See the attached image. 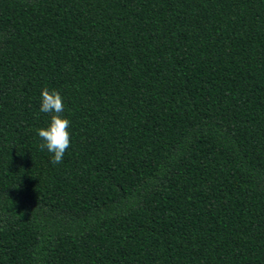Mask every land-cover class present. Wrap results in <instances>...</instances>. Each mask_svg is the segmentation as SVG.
Wrapping results in <instances>:
<instances>
[{
  "label": "trees",
  "instance_id": "obj_1",
  "mask_svg": "<svg viewBox=\"0 0 264 264\" xmlns=\"http://www.w3.org/2000/svg\"><path fill=\"white\" fill-rule=\"evenodd\" d=\"M0 264H264V0H0Z\"/></svg>",
  "mask_w": 264,
  "mask_h": 264
},
{
  "label": "clouds",
  "instance_id": "obj_2",
  "mask_svg": "<svg viewBox=\"0 0 264 264\" xmlns=\"http://www.w3.org/2000/svg\"><path fill=\"white\" fill-rule=\"evenodd\" d=\"M39 111L50 117L46 127L36 130L42 141L39 148L41 151L46 149L52 154L51 163H62L64 154L71 146V135L69 132L70 121L61 115L64 111V103L59 91L43 88Z\"/></svg>",
  "mask_w": 264,
  "mask_h": 264
}]
</instances>
